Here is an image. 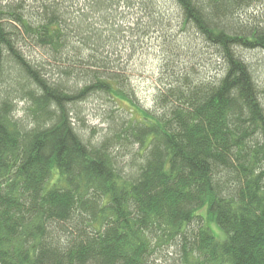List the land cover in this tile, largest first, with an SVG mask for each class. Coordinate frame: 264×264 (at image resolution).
Masks as SVG:
<instances>
[{"label":"trees","instance_id":"trees-1","mask_svg":"<svg viewBox=\"0 0 264 264\" xmlns=\"http://www.w3.org/2000/svg\"><path fill=\"white\" fill-rule=\"evenodd\" d=\"M255 2L0 0V264H264V85L244 55L264 53V11L240 12ZM122 6L172 44L152 110L121 73ZM93 101L122 113L96 142Z\"/></svg>","mask_w":264,"mask_h":264},{"label":"rangeland","instance_id":"rangeland-1","mask_svg":"<svg viewBox=\"0 0 264 264\" xmlns=\"http://www.w3.org/2000/svg\"><path fill=\"white\" fill-rule=\"evenodd\" d=\"M120 9V12L122 13L121 16H123L120 20L121 25L124 27L130 26V29H134V32L125 35L126 40L130 41V46L126 49H124L123 46L120 48V51L123 52L121 59V73L123 74L126 83L129 84V87L134 90L133 92L135 93V96L133 101H135V104L141 109L152 110L155 106L154 101L157 89L160 86L162 79L163 58L166 56L167 51L172 44L166 43L165 38H163L166 35L165 25H162V27L160 26L159 28H152L149 34H145L137 29V24H139L141 20L146 26L149 24L145 15L143 13L140 14L139 9L133 11L123 8V6ZM262 11H264V2H255L252 5H247L244 10H241L240 12L242 17L245 19L247 18L248 22L252 25L253 23L255 24L258 22L256 16L260 15ZM244 18L243 21H245ZM179 23L181 24V22ZM180 24L174 21L173 26L175 29L172 30L170 28V33H172L171 35L174 37L182 39L191 29L188 26H179ZM179 42L182 43V41ZM244 55L253 68L254 76L258 78V82L263 86L264 53L260 50L255 52L247 51L244 52ZM85 107L86 109L82 115L83 122H80V124L84 123L88 138H93L95 142L102 140L104 138L103 136L110 132L112 121L108 114H112L115 117L118 115L122 116L121 111L118 107L113 105L111 101L110 104L93 101ZM27 108H29V106L26 101L18 100L16 102V111L14 113L15 118H25L28 110ZM127 110L129 111L130 108ZM136 116L140 117L139 115ZM131 118L132 116H130V119ZM126 159L127 158H125V160L122 159V164L125 163ZM215 226L216 224L213 223L212 227L214 230L217 228ZM167 248L168 246H165L163 251L168 252ZM171 251L174 252L173 249ZM171 256L170 259L173 257L175 258L176 254L174 253ZM152 262V264H170L165 263L164 260L162 258L159 259V257L154 258Z\"/></svg>","mask_w":264,"mask_h":264}]
</instances>
